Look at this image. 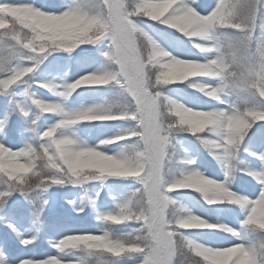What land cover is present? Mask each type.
I'll use <instances>...</instances> for the list:
<instances>
[{
    "label": "snow or ice",
    "instance_id": "snow-or-ice-1",
    "mask_svg": "<svg viewBox=\"0 0 264 264\" xmlns=\"http://www.w3.org/2000/svg\"><path fill=\"white\" fill-rule=\"evenodd\" d=\"M180 133L223 179L171 174L197 163L176 156ZM242 145L258 193L230 186ZM249 145L264 146V0H0V218L27 248L37 236L7 222L27 208L48 247L0 264H264V147Z\"/></svg>",
    "mask_w": 264,
    "mask_h": 264
},
{
    "label": "rangeland",
    "instance_id": "rangeland-1",
    "mask_svg": "<svg viewBox=\"0 0 264 264\" xmlns=\"http://www.w3.org/2000/svg\"><path fill=\"white\" fill-rule=\"evenodd\" d=\"M200 2L204 3V0H200ZM170 87H173V86H170ZM179 87H184V86H179ZM187 92L190 93V92H193V90L187 89ZM196 95H199V94L196 93ZM70 106L74 107L75 104L70 102ZM177 139L181 141V145L175 149L176 156L177 157L182 156L186 152L188 156L195 158L197 163L196 165H193V166L181 165L176 162V158L174 157L170 165L171 174L178 175L180 168H182L181 171H183L188 167L198 166L199 170L203 172L206 176L212 173H219V178L222 179L223 174L218 164L217 166H214L213 164H210V163L203 164L199 162L197 160L198 156L196 154L195 147L192 144H190L188 141L183 140L180 134L177 135ZM261 147H264V146L254 145L249 148V151L255 150L259 152L261 150ZM181 148H183V151L181 150ZM237 161L240 162L239 156L234 161V166H235L234 171L235 172H233V175L235 174L241 175L240 170L245 169V168L252 169V170H260L261 168L260 162L257 159H255V157L253 156H250V159L247 160V162L237 163ZM237 170H239L240 172H238ZM212 178L216 179L217 176L213 175ZM248 178L250 181H252V184L248 183L247 181H242L241 182L242 185H240V187H236L231 184L230 186L232 190L233 191L239 190L241 194L248 195L252 191L253 186H255V191L258 193L259 185H257L256 182L250 176H248ZM181 193L182 192H173V193H170V196H172L176 200L180 197L181 199V201L179 202L180 204L186 206L187 208H189L190 210H192L198 215L202 214L198 212L202 209H198L194 207L191 200L188 198V195L187 194L182 195ZM62 194H64L63 189L59 191H55L54 196L50 201L47 212L45 213L43 217L45 222H51L58 218L59 213L61 212V204L63 203V201L61 200ZM254 194L255 193H253L252 198H254ZM80 195H83V193H81ZM101 196H103V193H101ZM201 203L203 202L201 201ZM212 207L233 208L234 206L221 205V206H212ZM86 211H88V209H86ZM236 211L238 213L240 212L239 209H236ZM80 215L82 216L83 213H81ZM213 215H216V213L215 214L213 213ZM204 218L210 220V222H217V219H218L219 221L224 222V223H231V226L233 227H239L238 220L228 213H220L219 216H216L215 219H212L210 215H205ZM239 218L240 219L243 218L242 214L240 215ZM7 222L12 223L17 228V230L22 234V236L36 235L38 239V242H36L35 245H29L27 246V248H24L23 246L19 245V240L15 238L14 234L11 233L9 229H7L6 224L4 222V218H0V251H4L5 255L9 256L10 259H12L13 257L25 258L27 256H34L37 253H43V252L48 251L47 241H46V230L38 231V225H34L32 223V220L29 218V211L27 208H23L21 213H18L15 216L8 217ZM93 223H96V222L93 221ZM47 235L50 236L51 233H47ZM186 235L190 236L193 239H200V234H197L196 231H190L186 233ZM9 242L11 243V251H9V249L6 247V245Z\"/></svg>",
    "mask_w": 264,
    "mask_h": 264
}]
</instances>
